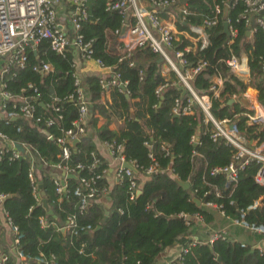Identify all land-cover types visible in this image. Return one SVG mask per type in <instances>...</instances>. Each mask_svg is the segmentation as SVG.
Instances as JSON below:
<instances>
[{"label":"trees","instance_id":"16d2710c","mask_svg":"<svg viewBox=\"0 0 264 264\" xmlns=\"http://www.w3.org/2000/svg\"><path fill=\"white\" fill-rule=\"evenodd\" d=\"M106 1H86L87 19L82 22L81 32L85 40H92L94 57L119 72L122 80L127 81L130 100L116 86L111 91L112 103L109 104L112 114L125 116L122 128L110 130L107 124L96 126L99 116H107L108 110L99 102L104 90L100 78L87 76L81 82V87L92 103L87 117L88 132L80 141L69 146L70 158L61 160V148L56 139L73 126L78 116L77 103L67 98L76 89L71 51L64 55L46 51L47 42L43 41L37 55L53 66L52 73L43 76L33 72L31 66L37 58L29 50L27 66L13 69L3 76L4 89L13 95L34 96L33 88L39 93L37 100H30L35 103V115L42 117L39 123L23 118L1 119L0 130L11 140L30 145L37 154L34 159L37 193L46 200L54 217L47 213L32 192L28 178L31 157L11 159V151L5 150L0 155V194L6 196L2 206L8 221L17 227L18 234H12L9 248L0 250V255L7 256L2 264H16L19 253L26 257V261L20 264H44V261L49 264H153L158 254L171 247L178 237L182 238L180 242L187 251L180 254L177 264H264V253L229 237L224 236L212 243H192L185 239L194 220L190 218L187 222L178 214H197L210 222L213 216L203 207L205 202L217 205L231 220L264 230V187L254 181L258 164L253 160L238 170L234 185H228L224 174H210L211 168L229 164L234 147L224 138L216 142L211 139L213 124L205 123V114L198 107L193 108V114L174 115L171 112L175 98L186 97L182 90L167 86L161 96L155 95L156 87L165 82L159 71L161 64L158 63V54L148 47L138 48L132 54L133 66H129L126 59L118 60L124 52L118 54L108 47L107 32L119 27L121 16L116 11H107ZM187 1L189 4H202L203 0ZM209 3H212L211 0ZM240 10L242 6L237 5L227 14L238 30L234 44L226 45L228 36L223 32V19L220 18L216 26L206 30L208 44L202 46L198 42L194 51L185 53L189 66L200 58L209 62L190 84L198 94L209 93V76L219 69L227 70L219 60L226 59L231 52L239 54L243 47L247 53L251 83L257 91L259 104L264 108V36L258 31L249 42L244 41V23L235 22ZM204 12L211 15V9ZM190 19L193 21L195 16L191 15ZM185 45H189V42L183 38L178 48ZM140 69L144 70L142 80L138 74ZM230 78L232 82H224L220 98L212 97L210 112L218 121L224 118L234 121L247 145L252 147L264 141V130L259 124H247L246 117L239 114L247 110L243 98L231 105L226 100H220L226 93H241L247 87L234 76ZM28 84H32L33 88ZM54 96L60 98L56 103L58 112L44 108ZM13 105V102L6 101L7 110H12ZM58 115H61L59 120L56 118ZM48 117L55 119L50 126L44 124V119ZM196 133L199 143L193 145L190 137ZM48 134L52 138H48ZM92 135L107 143L121 144V154L132 161L139 172L157 164V170L143 184L141 194L133 198L130 197L128 177L119 178L111 191V206L107 214L95 201L109 188L106 174L108 165L97 154ZM163 144L169 146V155L162 149ZM193 151L201 154V157H194ZM95 159L98 160L96 164ZM43 162H58L74 168L78 176L87 179L100 176L93 182L97 196L83 212L79 211V198L74 195L77 179H67L66 191L60 195L55 191L53 168L49 165L43 167ZM77 165L82 168L76 169ZM175 179L189 182L190 188L184 190ZM193 197L201 205L197 206ZM258 200L260 206L253 207ZM71 216L75 217V227L62 232L61 227ZM41 217L45 218L47 225L41 224ZM97 227L100 228L96 230Z\"/></svg>","mask_w":264,"mask_h":264},{"label":"built area","instance_id":"2783aa9c","mask_svg":"<svg viewBox=\"0 0 264 264\" xmlns=\"http://www.w3.org/2000/svg\"><path fill=\"white\" fill-rule=\"evenodd\" d=\"M71 3V12L69 20L73 27V34L69 32L59 23L58 17V5L60 0H0V98L2 99V112L3 118L16 120L23 118L26 120H34L37 124L41 121L42 117L36 116L35 103L30 100H37L39 93L33 88L32 84H28L30 88H33L35 95L27 97L22 95H13L9 91L5 90V83L3 82V76L10 74L13 69H23L28 63V52L34 50L37 53L39 45L43 42H47V50H50L58 55H64L65 53L75 49L86 60H93L102 68H109L105 66L101 59L94 57L92 46V40H85L81 30L82 22L87 19L86 1L87 0H69ZM206 3L205 6H200L198 11L193 9L187 0H151L150 2H144L142 0H107L106 10L116 11L121 16L120 25L113 30L111 34L107 32V39L112 36L117 40L116 48L113 50L116 53H123L119 57V61L128 60L129 66L134 65V61L131 60L133 52L138 48H150L152 52L158 54L159 59L162 58L167 67L175 72L177 82L183 87V94H186L185 98L177 97L174 100L171 112L174 115L193 114V108L198 107L205 114V123L211 122L213 129L210 134L211 139L216 142L219 138H224L226 142L234 147V153L231 156V161L224 167H213L210 169L211 175L224 174L227 178L228 185H234L237 182L238 170L243 169L249 162L255 160L258 164V168L254 175V181L259 186L264 187V141L258 145L252 147L248 146L241 131L236 127L234 121L229 118H224L220 121L216 120L211 112V100L212 97L219 95L220 87H224L225 81L232 82L231 78H225L221 82L214 80V77L208 79L209 93L198 94L192 88L190 81L205 69L209 62L203 58L196 61L194 65L189 66V62L185 57V53L191 50V46L185 45L183 48H178V44L181 42L180 35L186 34V30L191 29L195 32H199L198 26L204 29L216 26L219 23L220 18L222 21V28L224 32L223 23H228V39L226 45L230 46L235 43L238 36V30L227 17L229 9H234L237 5L242 6L235 18V22H243L246 28V34L252 36L255 32L260 31L264 36V0H203ZM211 9V15L205 14L203 10ZM226 11V13H225ZM194 15L195 20L191 21L190 16ZM198 15V17H197ZM202 16H204L202 18ZM202 18V19H201ZM201 20V21H200ZM195 22V23H192ZM192 23V24H191ZM194 24V25H193ZM195 26V28H191ZM180 27V28H179ZM193 31V33H195ZM225 33V32H224ZM226 34V33H225ZM108 35H111L108 37ZM187 38V37H186ZM190 39V38H187ZM73 47V48H72ZM170 50V51H169ZM45 51V53H46ZM44 54V53H43ZM45 55V54H44ZM219 63H223L229 73L235 76L242 72L243 66L246 63V56L244 54L229 53L226 59L219 60ZM264 65V64H263ZM31 70L35 73H39L43 76L49 75L53 72V66L44 58L37 56V61L31 66ZM139 79L142 80L144 76V70L138 71ZM217 72L213 73L215 76ZM212 75V74H211ZM236 77V76H235ZM237 78V77H236ZM238 79V78H237ZM103 89L109 86H117L123 93H128L126 89L127 81L122 80L121 74L115 72L113 77L107 82L100 81ZM74 85L76 86L75 92L68 95V99L75 100L78 105V116L72 123L73 126L63 132V135L56 139V142L61 148V154L59 157L61 160H68L71 155L70 145H74V141L78 142L87 133V117L89 115V100L87 99L81 82L77 76H75ZM168 82L165 81L155 89V94L161 96L163 91L167 88ZM222 87V88H223ZM129 94V93H128ZM243 98L251 104L249 111H245L242 114L246 117L247 124H259L264 130V113L259 110L257 102V91L253 85H249L241 94L233 93L226 94L225 100L234 101ZM16 99V100H14ZM6 101L13 102V109L7 110ZM60 101V98L54 96L52 102L44 107L42 103L40 106L50 109L53 112H58L59 107L56 103ZM253 105V106H252ZM59 120L61 115L56 116ZM55 122L54 118H45L44 124L50 126ZM48 138H52V135L48 134ZM20 143L25 151L20 152L15 148V144ZM190 143L197 145L199 143L198 135L193 134L190 137ZM145 144H148L147 142ZM108 150L114 159L118 161V168L116 170V177L123 178L128 177L130 184V197L133 198L137 195L138 181L134 175V171L128 168H123V164L127 162L134 169L137 170V166L128 161L121 154L123 146L121 144L107 143ZM169 146L167 144L162 145V149L166 155H169ZM5 150L11 151V159L23 158L26 156L31 157V167L28 172V178L32 186V192L37 201L41 202V198L37 193L38 182L35 176V164L34 159L37 157L33 148L22 142L13 141L8 138L0 130V155ZM151 156V155H150ZM193 156L201 157L196 151H193ZM98 162L94 160V164ZM43 165L51 166L56 172H61L62 176H54V184L56 193L62 195L67 188V175H75L77 179V186L74 189V195L79 198L78 209L83 212L87 206L97 196V190L93 186L95 179L100 176L92 178L80 177L75 172L74 168H70L66 165H61L56 162H43ZM82 168L81 165H77L76 169ZM157 170V164H152L144 170L146 175H151ZM105 172V171H104ZM5 195L0 194V203H3ZM216 207L222 214L224 212L219 209L217 205L212 202H205L203 207ZM258 201L254 203L255 208L259 207ZM225 215V214H224ZM179 217L188 222L191 219H200L197 214L192 216L179 213ZM229 218V217H228ZM232 222L244 226L246 229L256 231L264 236V230L260 227H248L242 222L237 220H231ZM8 224L12 228L15 234H18L16 226L12 225L10 221ZM42 225H47L44 217L40 218ZM75 217L68 218L65 226L61 227L64 231L75 227ZM55 226V224L53 223ZM90 227L88 226L87 229ZM224 238V233L214 235L208 243H212L216 239ZM197 243V242H192ZM187 249L182 247V252H186ZM259 252L264 253V245L259 248ZM180 254L173 260H170L168 264H177ZM19 257H26L19 253ZM7 260L6 255H0V264ZM40 261H43L40 259ZM44 264H49L44 261Z\"/></svg>","mask_w":264,"mask_h":264},{"label":"crops","instance_id":"0c3cea01","mask_svg":"<svg viewBox=\"0 0 264 264\" xmlns=\"http://www.w3.org/2000/svg\"><path fill=\"white\" fill-rule=\"evenodd\" d=\"M189 5L193 9H195L196 11H198V8L200 9V6H202V5L206 7V3H204L203 1H202V4H189ZM203 11H206V9ZM70 12H71L70 1L69 0H60V3L58 5L59 23L69 32V34H73V32H74L73 27H72V24L69 20ZM197 17H198V15H197ZM192 23H195V22H192ZM197 27L199 28V32H195L194 29L193 30L191 29V32L189 34V29H187L186 34L180 35V37H182L181 41L183 38L185 40H187L190 44L189 46L192 47L191 50H193V51L196 49L198 42H201L202 46H205L209 42V39H208V36L206 33L207 29L203 30V28L201 26H198V25H197ZM193 31L195 33H193ZM111 32L112 31H108V34L109 33L111 34ZM191 33H193V35ZM109 36H111V35H108V37ZM186 37L190 38V39H187ZM251 37L252 36H248L246 34L244 41L249 42ZM116 44H117V40L113 36L108 39L107 45L112 51L116 48ZM31 51L33 52V54L37 58V56H38L37 53H35L34 50H31ZM43 53L46 54L45 51ZM71 53L73 54V57H74V59H73L74 72H75V75L79 78L80 82H82L87 76H91V75L98 76L100 78V80H103L104 82H107L109 79H111L113 77L115 70L112 67L102 68L98 64H96L93 60L84 59L80 55V53L77 52L75 49H72ZM241 53L246 56V63L243 66L242 72H240L238 74H234V75L238 78L239 81L247 84V87H248L249 85H253V83H251V72H250V67H249L248 61H247V53L243 47L241 48L239 55ZM158 63L161 64L160 68H159L160 74L164 78V80L168 82V84H169L168 86H175L177 89H180L183 91V87L180 85L179 82H177V78L175 77L176 76L175 72L170 70L167 67V65L165 64V62H163V61L159 62V60H158ZM230 76H233V75L229 73V69L225 70L222 68V69H219L217 71V74L215 76H213V74L210 75L209 79L211 77H214L215 81L221 82V81L225 80V78L230 79ZM114 87L115 86H109L108 88H105L104 90H102L101 98H100L99 102L107 108L108 111H107L106 115L108 117L107 116H99V119L96 123L97 127H101V126L107 124L108 128L110 130H118V129L122 128L125 124V116H120L119 113L112 114L110 111L111 107L109 106V104L112 103L111 91H112V89H114ZM222 87H223V85H222ZM222 87H220L219 93L221 92ZM235 93H237V92H235ZM241 93L238 91L237 95L241 94ZM226 94H229V93H226ZM226 94H224L221 97V99H220L221 101H225V95ZM124 97L127 100H130V95L126 92H124ZM217 97H219V95ZM14 100H16V99H14ZM238 100H241V98ZM238 100L237 99L234 101H229V100L227 101L226 100L227 101L226 103L228 105H231L233 103L239 102ZM244 101H245V108H247L246 111H249L250 109L253 108V107L251 108V104L247 100H244ZM257 102H258V99H257ZM2 103H3V101L0 98V118H3ZM258 107H259V110L264 113V108H262V106L259 104V102H258ZM91 109H92V103L89 101V112ZM253 109H255V108H253ZM131 111H132V109H131ZM254 111L256 112L258 110L255 109ZM236 116H237V114H236ZM260 128H262L261 125H260ZM92 136L94 138L97 154L108 165V170H107L106 174H107V182H108L109 188L95 201V202H98V204L101 206V208L107 214V212L111 206V191L113 190L114 185L117 184V182L119 181V179L115 175L116 170L118 168V161L116 159H114V157L111 156V154L108 150V147L106 145V142L99 140L95 135H92ZM244 139H245V137H244ZM255 142H253L252 144H255ZM246 143H247V141H246ZM256 145H258V144H255V146ZM40 166H43V165H40ZM43 167H47V166L44 165ZM51 172L54 176H60V177L62 176L61 172H58V171L56 172L53 169H51ZM134 175H135L136 179L139 181L138 182V190H141L145 181L149 179V175H146L144 172H139L137 170L134 172ZM138 190H137V195H139ZM141 192H142V190H141ZM258 203H259V200H258ZM200 205H201V202H200ZM204 208L207 210V212H209L213 216V220L210 222H206L202 218H201V220L200 219H194L193 225H191L189 227L187 234L185 236V239L188 240L189 242L208 243L209 240L214 235L224 233L225 237H229L231 240L239 242L243 246L249 245L251 247V249L259 250V248H261L264 245V236L261 233H260L262 235L261 238H258V240L254 241V242H252V241L244 242L242 240H239L235 236V234L237 233V230L239 228H242L241 225L232 222L230 218H228L226 215L222 214L216 207L209 206V207H204ZM61 231L65 232L63 229ZM245 231L251 236H254V235L259 233V232L252 231V230H249L246 228H245ZM12 234H14V232L12 231V228L10 227V225L7 222L6 213L3 209L2 203H0V250L1 249L3 250L5 248H9L12 245ZM181 239H182L181 237H178L177 241L171 247H168V248L164 249L162 252H160L158 254V256L156 257L155 261L153 262V264H168V262L170 260H173L175 257H177L180 254L182 247L184 246L180 242ZM23 260H24V258L18 257L16 259V264H20L21 262H23Z\"/></svg>","mask_w":264,"mask_h":264},{"label":"water","instance_id":"95a60500","mask_svg":"<svg viewBox=\"0 0 264 264\" xmlns=\"http://www.w3.org/2000/svg\"><path fill=\"white\" fill-rule=\"evenodd\" d=\"M225 13H226V11H225ZM223 27H224V32L228 35V34H229V33H228V23H227V22H224V23H223ZM72 48H73V47H72ZM160 61H161V62L163 61L162 58L159 59V62H160ZM76 141H77V140H76ZM76 141H74V143H76ZM15 148H16L17 150H19L20 152H24V151H25L24 147H23L20 143H16V144H15ZM123 168L131 169V170L134 171V172L136 171V169H134V168H133L130 164H128L127 162H125V163L123 164ZM67 177H68V178H76V176H75V175H72V174L67 175ZM175 180H176V182L179 184V186H181L184 190H187V189L190 188V183H189V182H183V181H180V180H178V179H175ZM40 188H41V187H40ZM140 193H141V190H138V194H140ZM193 201L196 203L197 206L200 205V201H199L197 198L193 197ZM41 203L43 204L44 208L47 210V213H48L49 215H51V216L54 217L52 210H50V209L48 208V205H47L46 200H45V199H42V200H41ZM97 229H99V227H97L96 230H97Z\"/></svg>","mask_w":264,"mask_h":264},{"label":"rangeland","instance_id":"374dc122","mask_svg":"<svg viewBox=\"0 0 264 264\" xmlns=\"http://www.w3.org/2000/svg\"><path fill=\"white\" fill-rule=\"evenodd\" d=\"M191 28H195V26H191ZM235 236L239 240H242L244 242H250V241L254 242V241H257L258 238H261L262 235L260 233H258V234L254 235V236H251L245 231V227L242 226V228H239L237 230V233L235 234Z\"/></svg>","mask_w":264,"mask_h":264}]
</instances>
